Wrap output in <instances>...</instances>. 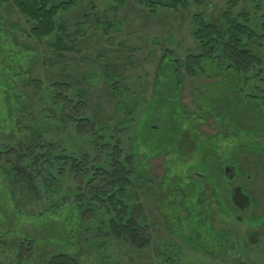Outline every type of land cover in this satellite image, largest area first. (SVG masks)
I'll use <instances>...</instances> for the list:
<instances>
[{"label":"rangeland","instance_id":"rangeland-1","mask_svg":"<svg viewBox=\"0 0 264 264\" xmlns=\"http://www.w3.org/2000/svg\"><path fill=\"white\" fill-rule=\"evenodd\" d=\"M150 3L77 0L46 38L0 0V264H264V60L187 67L197 17L256 27L264 0ZM99 167L144 245L85 195Z\"/></svg>","mask_w":264,"mask_h":264},{"label":"trees","instance_id":"trees-1","mask_svg":"<svg viewBox=\"0 0 264 264\" xmlns=\"http://www.w3.org/2000/svg\"><path fill=\"white\" fill-rule=\"evenodd\" d=\"M138 1L141 5L155 7L150 3V0ZM76 3L77 0H14V4L27 17L32 32L46 38L53 35L58 29L64 30V27L58 24L59 16L70 10ZM177 4L175 3V5ZM196 20L195 34L202 46V54L188 57L187 67L190 69V73H193L192 69L197 67L209 53L217 57L220 51L224 55L225 61L230 66L237 68L246 66L250 61L264 60V51H261L262 56L258 54L262 59L258 58L259 56L255 52L257 48L264 50V18L260 19V22H256V27L252 26L249 19H241V16L233 17L228 13L224 14L221 23L207 21L200 16ZM61 43H63L61 38H58L55 46L57 45L59 48ZM59 85L62 86L64 83ZM131 101L125 99L119 102V115L124 112L132 118L133 113L129 106ZM63 158H66V164L71 162L70 164L80 173L85 170L77 156L70 155ZM127 182V178L120 172L111 175L99 167L90 177L85 195L91 197L93 201H97L104 209H109L110 212L116 210L118 216H115L119 217L123 223L122 225V223L114 221L115 216L112 217L114 218L113 231L117 236H120L121 231L124 230L131 234L137 244L144 245L132 217L128 214L129 206L121 200Z\"/></svg>","mask_w":264,"mask_h":264},{"label":"water","instance_id":"water-1","mask_svg":"<svg viewBox=\"0 0 264 264\" xmlns=\"http://www.w3.org/2000/svg\"><path fill=\"white\" fill-rule=\"evenodd\" d=\"M236 168L232 165H227L225 168L226 175L229 179H233L235 176ZM232 200L233 202L239 206L244 208L249 203L248 197L242 192L241 187H234L232 189Z\"/></svg>","mask_w":264,"mask_h":264}]
</instances>
